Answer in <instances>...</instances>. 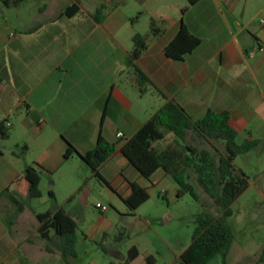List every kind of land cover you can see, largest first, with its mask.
I'll return each instance as SVG.
<instances>
[{"label":"crops","instance_id":"crops-1","mask_svg":"<svg viewBox=\"0 0 264 264\" xmlns=\"http://www.w3.org/2000/svg\"><path fill=\"white\" fill-rule=\"evenodd\" d=\"M130 1L135 9L131 13L126 10ZM73 2L79 4L80 12L73 17L61 16ZM51 4L54 8L57 5L55 13L47 16ZM102 6L106 7L105 18L98 22L94 14ZM263 12L264 0H199L193 5L189 0H96L90 6L78 0H62V3L42 0L39 18L26 23L32 27L0 32V76L3 78L0 125L10 120L13 112L24 109V125L28 129L35 125L37 146L41 148L33 164L41 166L47 175L63 169L67 163H76L85 174L78 176L79 182L94 175L78 156L64 158L67 142L81 154L96 147L100 134L112 143L120 142L116 154L100 170L121 203L117 209L120 219L130 215L123 199L132 193L131 182L148 191L164 183L169 187L165 192L177 197L178 188L172 185L165 171L159 170L147 180L123 155L122 144L172 101L194 120L204 118L209 110L228 111L239 143L253 137L261 140L262 146L264 27L258 19ZM0 14H4L1 6ZM152 20L158 32L155 35L151 30ZM141 23L143 31L136 29ZM182 26L201 43L177 61L166 56L165 48ZM136 34L147 36L148 47L139 59L132 61ZM137 69L151 81L143 90L136 84ZM119 133L125 139L118 138ZM172 139L167 134L154 147L162 151ZM4 159L0 150V160ZM2 163L0 264H96L85 263L83 258L87 254L81 257L78 252L76 258L66 262L59 237L40 238L37 221L40 213L27 214L25 206L19 211L11 200L12 194L21 202L31 199L27 191L23 195L18 193L23 181L21 171L8 160ZM52 188L55 190L56 185H50L48 190ZM6 190L9 192L5 193ZM40 190H44L43 178ZM58 208L54 207L53 211ZM66 212L79 230L80 218L86 216L87 210L80 209L76 214ZM162 216V223L173 220L171 214ZM241 219L242 238L236 243L235 237L230 253H240L244 264H264L263 187L259 189L256 208ZM108 220L109 216H103L100 224L90 225L83 237L99 239L114 226L113 222L107 227L101 224ZM142 220L149 226L152 224L149 216ZM78 242L79 239L77 245ZM190 244L181 249L178 257ZM149 256L153 255H145L144 262L140 263L139 251V256L130 264H148Z\"/></svg>","mask_w":264,"mask_h":264},{"label":"trees","instance_id":"trees-1","mask_svg":"<svg viewBox=\"0 0 264 264\" xmlns=\"http://www.w3.org/2000/svg\"><path fill=\"white\" fill-rule=\"evenodd\" d=\"M6 7H17L25 0H0ZM199 0H189L195 4ZM106 7L102 6L94 14L98 22H102ZM80 12L79 4L73 2L65 8L61 16L73 17ZM155 21H151V30L155 35ZM36 28L29 30L31 33ZM134 48L131 52L132 61H136L147 49V36L136 34L133 38ZM201 40L182 26L175 39L165 48V54L173 60H183L193 52ZM136 84L143 90L151 83L150 79L137 69ZM3 78L0 76V87ZM2 137H7L9 128L1 122ZM172 135V142L166 149L158 151L154 144ZM120 142L112 143L101 134L96 147L85 154H81L69 142L64 154L65 159L78 156L86 163L93 175L111 187L102 176L101 168L116 154ZM262 143L253 137L239 143L238 132L234 127L228 111L216 112L209 110L204 118L194 120L182 107L175 102H167L156 112L131 138L124 141L121 152L128 161L150 180L159 170L165 171L177 185V198L189 194L194 200L200 201V196L192 184L193 175L196 183L207 194L218 208L217 213L201 210L195 218L196 228L192 234L189 247L181 254L177 264H209L217 256H221L223 263L228 264V256L235 241V230L230 224L234 212L232 206L248 190L249 177L236 168L234 162L242 154L255 150ZM43 168L39 165L29 166L25 170L23 181L18 193L27 191L31 199L42 197L40 183ZM132 193L123 199L130 214L150 199L146 188L136 182L130 183ZM6 190L5 193H8ZM54 197V194L50 192ZM11 200L19 211L24 205L14 194ZM38 234L43 240H50L52 235L59 237L62 243L61 254L68 262L77 257L78 225L75 220L63 209L37 214ZM139 256L137 247L128 251L125 264H130ZM148 264H155L153 256L147 257Z\"/></svg>","mask_w":264,"mask_h":264},{"label":"rangeland","instance_id":"rangeland-1","mask_svg":"<svg viewBox=\"0 0 264 264\" xmlns=\"http://www.w3.org/2000/svg\"><path fill=\"white\" fill-rule=\"evenodd\" d=\"M56 1L62 3V0ZM78 1L83 5L90 6L91 2L96 0ZM0 6L4 10V14H0V32L3 29H6L7 32L21 31L33 26L26 23L39 18L38 11L42 6V0H25L17 8L6 9L3 3ZM55 8L53 4L48 6L49 12L46 15L50 16L55 13ZM126 10L130 13L134 12L132 1L129 2ZM135 17H139V14H135ZM136 29L143 31L142 23ZM21 109L11 114L9 121L13 127L9 128L7 137L1 138L0 150L5 155L4 160L16 164L17 169L24 176L26 166H36L33 161L40 153L41 148L37 146L35 125L33 124L31 129L24 125L26 112ZM3 161L0 160V177H3L4 174ZM234 164L237 169L242 170L249 177L251 184L232 206L234 214L229 221L234 227L236 243H238L242 238L241 218L245 213L249 214L256 208L259 189L264 188V144L249 153L238 156ZM79 175L83 177L85 174L76 163H67L63 169L53 174H42L44 181L42 197L22 200V202L27 208V214L32 211L46 213L53 211L54 207L72 211L74 214L80 209H86V216L80 218L77 245V252L81 257L85 253L87 254L83 258L85 263L94 261L96 264H125L128 251L132 247H137L141 253V258L138 261L140 263L144 262L145 255L151 254L157 260V264H171L172 262L177 264L180 258L178 253L192 241L197 213L201 210H207L214 214L218 212L214 202L198 186L196 177L193 175L192 184L200 196V201L194 200L189 194L182 198H177L172 192L168 194L165 190L169 187L163 183L150 189V199L140 206L134 215H131L127 209L129 217L120 219L117 209L121 203L111 189L95 176L85 182H79ZM170 182L177 186L172 179ZM54 184L56 185L55 190L54 188L50 190L54 194L52 197L48 188ZM12 189L14 190V188ZM88 196H90V200H88ZM98 203L108 208L104 214L97 208ZM163 214L173 215V220H166L162 223ZM103 216H109V220L108 222L103 221L104 223L101 224L107 227L109 222H113V228H108L99 239H85L83 235L89 226L100 224ZM148 216L152 218L150 226L142 220ZM253 229L249 230L254 232ZM161 237H164L167 243ZM241 257L240 253L232 251L228 257V264H244L240 261ZM209 264L224 263L222 257L217 256Z\"/></svg>","mask_w":264,"mask_h":264},{"label":"built area","instance_id":"built-area-1","mask_svg":"<svg viewBox=\"0 0 264 264\" xmlns=\"http://www.w3.org/2000/svg\"><path fill=\"white\" fill-rule=\"evenodd\" d=\"M258 22H259V25H260L261 27H264V12H263V14L259 17ZM261 50H262V49H261ZM4 123H5V126H6L7 128H10V127H11V123H10L9 120H4ZM117 137L120 138V139H125V136H124L123 133H119V134L117 135ZM97 208H99L103 213H105V212L108 210V208H107L106 206H103V205H101V204H97Z\"/></svg>","mask_w":264,"mask_h":264}]
</instances>
